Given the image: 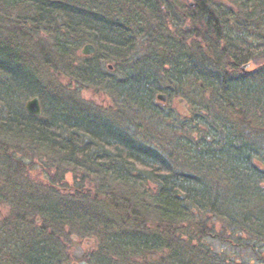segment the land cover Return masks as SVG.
Segmentation results:
<instances>
[{
    "label": "trees",
    "instance_id": "16d2710c",
    "mask_svg": "<svg viewBox=\"0 0 264 264\" xmlns=\"http://www.w3.org/2000/svg\"><path fill=\"white\" fill-rule=\"evenodd\" d=\"M233 1L264 24V0ZM194 3L0 0V139L46 153L43 187L57 197L17 216L39 228L11 264H66L75 234L98 249L90 264H112L107 249L149 264H264V53L244 71L249 59L228 34L238 15ZM87 44L94 56L81 54ZM41 66L114 107L102 114L44 85ZM171 70L202 99L192 114L156 101L172 96ZM34 97L41 117L25 109ZM138 190L156 220L141 213Z\"/></svg>",
    "mask_w": 264,
    "mask_h": 264
},
{
    "label": "rangeland",
    "instance_id": "374dc122",
    "mask_svg": "<svg viewBox=\"0 0 264 264\" xmlns=\"http://www.w3.org/2000/svg\"><path fill=\"white\" fill-rule=\"evenodd\" d=\"M190 1L194 2V0ZM211 2L224 14L238 15V22L231 20L229 24L231 26L228 29L230 40L237 42L238 46L244 50L245 58L249 59L247 71L252 72L259 69L262 65V53H264V24L257 19L246 17V12L242 11L239 4L233 0H211ZM247 14H250V10ZM189 28L185 26L186 31ZM171 73L174 74L171 75V83L167 84V90H170L172 96H169L167 102L162 104L168 103L181 115L192 114L202 100L197 89L186 75L180 76L174 70H171ZM40 76L44 85L52 84L55 89H59L60 86L67 88L70 95L74 94L80 101L91 105L99 113L103 114L114 107L113 100L105 93L82 88L75 83L71 84L69 79L62 75L52 74L42 66ZM156 101L161 103L157 98ZM0 146L6 151L0 152V264H11V256L20 254L24 244L30 239H35L34 235H37L39 228L37 225L29 228L22 224L17 216H22L25 208L41 213L46 212L57 197L43 187L45 181L42 170L46 162V153L2 139H0ZM64 186L74 187V177L67 174ZM117 191L120 192L119 189ZM138 194L139 198L136 201L142 204V207L139 206L141 213L150 220H156L157 216L152 211L151 198L144 196L139 190ZM38 217L37 223L40 225L43 216ZM210 219L219 231L222 224L214 218ZM211 244L218 252L228 248L217 241ZM67 247L68 262L66 264L78 263L87 256L97 254L98 251L94 248L91 238H82L76 234L71 237V242ZM105 253V257H108L107 259L112 264H149L154 259L122 249L119 253L107 249ZM247 256L246 253L245 258ZM168 257L165 260H168Z\"/></svg>",
    "mask_w": 264,
    "mask_h": 264
},
{
    "label": "water",
    "instance_id": "95a60500",
    "mask_svg": "<svg viewBox=\"0 0 264 264\" xmlns=\"http://www.w3.org/2000/svg\"><path fill=\"white\" fill-rule=\"evenodd\" d=\"M188 5L193 8L195 6L194 2H191L190 0H186ZM188 29V28H187ZM81 54L86 57H91L96 54V47L92 44H87L83 47ZM249 67V64L245 65L243 67V70H247ZM167 95L166 94H158L157 95V100L160 101L161 103H166L167 102ZM26 111L33 116L41 117L42 116V106H41V101L39 97H34L26 102L25 105ZM74 264H90L86 261H81L79 263H74Z\"/></svg>",
    "mask_w": 264,
    "mask_h": 264
}]
</instances>
